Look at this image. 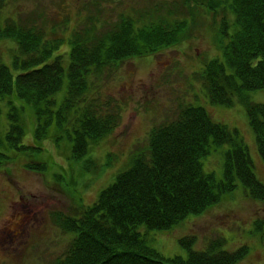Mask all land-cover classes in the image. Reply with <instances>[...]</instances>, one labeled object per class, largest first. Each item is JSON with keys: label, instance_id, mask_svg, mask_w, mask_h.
Masks as SVG:
<instances>
[{"label": "trees", "instance_id": "obj_1", "mask_svg": "<svg viewBox=\"0 0 264 264\" xmlns=\"http://www.w3.org/2000/svg\"><path fill=\"white\" fill-rule=\"evenodd\" d=\"M8 1L0 0V12ZM174 1L177 14L159 5L148 14H122L110 28L93 22L74 31L66 58L58 53L63 40L49 36L53 28L48 34L47 29L24 28L15 19L0 23V41L17 45L12 62L15 72L0 62V99L16 94L17 100L33 109L38 139L46 137L53 120L60 130L65 129L72 141L71 158L80 163L75 171L79 178L100 172L97 161L87 157L89 146L113 132L121 116L111 103L110 110L99 108L108 103H100L103 99L97 96L94 78L101 79L108 68L127 59L153 55L191 39L203 15L219 12L233 13L232 31L224 19L222 58L209 61L201 76L211 103L232 107L239 101L245 105L258 154L264 160V103L253 102L247 95L264 90V0ZM64 86V97L54 111L56 95ZM19 111L11 106L6 139L10 147L22 152L31 146L23 143L28 131ZM1 114L0 108V122ZM148 141L133 157L131 167L117 175L94 203L86 205L77 197L72 212L56 215V225L71 235V241L54 264H238L246 258L248 246L229 251L224 249L226 240L218 238L204 250H195L193 237L180 241L189 252L186 258H167L139 231L144 225L169 230L191 215L203 214L220 203L225 193L233 192L238 181L248 196L264 201V183L238 130L216 122L204 107L185 103L177 117L152 128ZM213 144L229 145L221 180L203 168L202 158L210 154ZM12 159L0 151V169ZM28 167L49 171L45 162ZM73 180L75 174L69 184ZM88 180L94 182V178ZM263 223L255 222L258 229Z\"/></svg>", "mask_w": 264, "mask_h": 264}, {"label": "rangeland", "instance_id": "obj_2", "mask_svg": "<svg viewBox=\"0 0 264 264\" xmlns=\"http://www.w3.org/2000/svg\"><path fill=\"white\" fill-rule=\"evenodd\" d=\"M159 5L163 11L178 12L174 0H9L0 12V23L15 19L24 28L35 26L49 30L48 34L53 28L55 31L49 36L63 40L58 53L66 58L68 39L74 31L93 22L102 29L110 28L122 14H148ZM224 19L231 32L233 13L205 14L192 30L191 39L153 55L127 59L108 68L101 79L94 78L97 96L104 100L100 103H108L99 108L110 110L111 103L121 114L114 131L89 146L87 157L101 167L97 175L78 177L75 171L80 163L71 158L69 133L60 130L55 120L48 126L46 137L38 139L33 109L17 100L16 94L0 99V151L13 158L0 169V264H54L71 241V235L56 225V215L72 212L77 197H82L86 205L94 203L117 175L131 167L135 154L147 147L152 128L177 117L185 103L204 107L216 122L238 130L249 146L255 172L264 183V160L258 154L245 105L239 101L232 107L211 103L201 76L209 61L222 58L220 28ZM16 49L14 42L0 41V62L12 70ZM65 90L66 86L56 95L58 105L52 108L54 111ZM247 95L253 102L264 103V90L249 91ZM12 105L20 110L28 131L23 143L31 148L22 152L10 147L6 139ZM228 149V144H213L210 154L202 158L205 172L214 173L218 180L224 177V155ZM37 162L47 163L49 171L28 167ZM74 174L76 180L69 184ZM89 178H94V182L87 181ZM256 220L264 222V201L248 196L238 181L233 192L225 193L220 203L203 214L191 215L169 230H151L144 225L139 231L149 245L167 258L188 256L180 242L184 237L195 239V250H204L211 241L224 238L226 250L249 247L246 258L238 264H264V223L258 229Z\"/></svg>", "mask_w": 264, "mask_h": 264}]
</instances>
